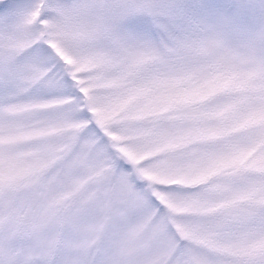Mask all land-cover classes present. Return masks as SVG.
I'll return each mask as SVG.
<instances>
[{"label": "snow or ice", "instance_id": "obj_1", "mask_svg": "<svg viewBox=\"0 0 264 264\" xmlns=\"http://www.w3.org/2000/svg\"><path fill=\"white\" fill-rule=\"evenodd\" d=\"M0 264H264V0H0Z\"/></svg>", "mask_w": 264, "mask_h": 264}]
</instances>
